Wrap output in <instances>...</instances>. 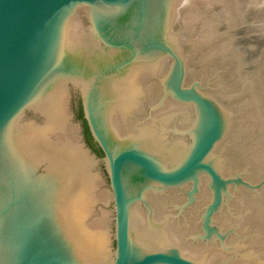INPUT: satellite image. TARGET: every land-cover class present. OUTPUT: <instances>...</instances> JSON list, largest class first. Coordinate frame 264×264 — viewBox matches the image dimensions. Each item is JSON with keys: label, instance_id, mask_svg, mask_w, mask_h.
Listing matches in <instances>:
<instances>
[{"label": "water", "instance_id": "water-1", "mask_svg": "<svg viewBox=\"0 0 264 264\" xmlns=\"http://www.w3.org/2000/svg\"><path fill=\"white\" fill-rule=\"evenodd\" d=\"M176 3L0 0V264H204L183 257L173 247L142 250L130 230L138 197L129 194L128 181L135 186L140 182L153 184L163 190L192 182L188 193L192 202L198 193L199 176L210 178L214 198L203 217L207 240L213 235L210 220L221 207L226 185L208 161L224 133V116L212 100L198 93L196 86H184V62L170 40ZM81 10L84 20L78 19ZM76 21L86 23L84 40L92 36L97 53H111L105 63L97 53L94 55L96 71L91 68L93 55L72 44ZM162 60L172 61L163 80L165 96L170 94L181 103L193 105L197 113L191 147L170 169L163 164L171 161L145 145L143 139L130 143L115 135L105 110L110 99L102 94L100 85L101 76L108 71ZM68 82L79 91L82 120L102 157L81 134L78 143L95 166L105 165L108 175L115 246L110 245L107 261L88 263L71 252L65 232L55 224L60 218L54 211L61 196L58 186H63L64 178L33 149L29 138V129L43 126L36 121V101L53 94L58 84L67 86ZM77 128L80 132L79 123Z\"/></svg>", "mask_w": 264, "mask_h": 264}, {"label": "rangeland", "instance_id": "rangeland-1", "mask_svg": "<svg viewBox=\"0 0 264 264\" xmlns=\"http://www.w3.org/2000/svg\"><path fill=\"white\" fill-rule=\"evenodd\" d=\"M176 2L170 40L177 47L178 54L184 62V86L186 88L196 86L198 93L212 100L224 116V133L208 161L214 165L226 185L225 189H222L221 207L214 212L210 220L211 227L214 228L213 235L207 240L204 239L206 232L203 229V217L206 207L214 198L210 178L205 175L199 176L198 193L194 195L192 202L188 195L193 188L192 182L163 190L162 187L153 184L140 182L135 186L133 182L128 181L126 186L129 194L138 197L130 224L132 237L142 250H166L167 247H173L183 257L197 263L251 264L246 257L248 251L255 252L259 259L261 256L264 257L263 0H176ZM252 4H255V7ZM83 14V10L78 11V19H83ZM77 23L72 25L71 35L76 42L88 33L86 23L83 25L81 22ZM74 30L79 33H75ZM75 39L73 45L76 44ZM171 63L170 60H162L158 65L160 69L157 67L158 70L155 71L156 74L155 69L144 70L142 73L144 78L141 80L144 98L139 111L137 110L139 113L125 121H121V115H118L115 120V127L121 134L118 136L121 139L124 137L125 140L129 139L127 140L129 142L138 143L140 138L135 137L133 132L136 130L135 127L149 123H154L157 127L160 121L157 122V119L164 118L163 116L170 117L171 120L162 129H158L157 133L158 135L161 133L163 139L159 138L169 145L177 141L183 142V151L178 161L163 164L167 169L177 165L187 155L192 144L191 132L196 127L197 120L193 105L181 103L170 94L165 96L163 80L170 71ZM95 64L96 61H92L91 68L96 71L98 67ZM75 90L70 82L67 86L58 84L56 89L57 92L63 93V97L66 96L67 101L62 97L65 100L62 102H66L64 103L66 111L73 114V118H70L66 112L67 125L71 127L70 132L74 129L77 135L81 134L88 146H92L98 153V147L86 136L84 121L79 117L80 94ZM47 96L49 95L38 99L33 106L39 114L36 121L43 125L46 113L42 114L40 110L47 104ZM183 112L189 113L184 116ZM188 115L191 120L186 117ZM78 123L80 132L77 128ZM92 168V172L98 175L97 192H105L106 196L104 200H96L87 221L91 223L93 221V224L99 221L98 225L102 222L97 227L102 226L103 231L108 230L110 245L114 248L115 225L108 175L103 164ZM150 226L168 227L170 246L159 248L140 239L141 234L144 235Z\"/></svg>", "mask_w": 264, "mask_h": 264}, {"label": "bare ground", "instance_id": "bare-ground-1", "mask_svg": "<svg viewBox=\"0 0 264 264\" xmlns=\"http://www.w3.org/2000/svg\"><path fill=\"white\" fill-rule=\"evenodd\" d=\"M254 5L253 7H255ZM76 25L75 28L77 27ZM77 32L78 31H76L75 33ZM76 35L78 36V34ZM80 37L81 36H79V38ZM82 38V40L77 38L78 40H80L77 42L76 39L73 38L76 42L74 46L79 45L81 49L87 51V54L91 53V56L93 55L91 59L95 61L94 55L97 53L98 49L96 48L93 37L91 36L87 40H84L85 36H83ZM73 39L72 41H74ZM97 56L105 63V61L108 59L107 57L111 56V53L102 52L100 50V53H97ZM159 63L160 62L157 63V61H152L143 64H135L134 66L125 67L124 69L119 71H108L104 73L103 76H101V78H103L102 81H100L101 92L103 95H106L110 99L105 110L107 114H109L110 121H112V130H116L115 132H117V137H119L118 135L121 134L117 131L114 124L116 118L118 117V115H121V121H125V119H131L134 114L139 113L137 112V110L139 111V106L141 105L143 100L142 98H144L143 87H141V80L143 77L142 73L144 72V70L148 69H155V72L157 67H159ZM61 90L63 92V89ZM62 94L63 93L56 92L51 94L47 98V104L40 110L42 114L46 113L45 124L38 129H29V138L33 143V149L38 150L40 152L41 158L45 161H48V163H50V165L55 170L59 171L64 178L62 180L63 186H58V194H61V196L59 197V203L57 204L59 208L54 209V211L55 213H58V216L60 218L57 217L58 222L55 221V224L60 232H62V230L65 232L63 236L67 239L71 252L76 254L77 257L79 256L82 261H88V263L107 261L111 252L109 239L110 234L107 233L108 230L103 231L101 228L102 226L97 227V223L99 221H97L96 224H93V221L92 223L87 221L88 214L92 211L93 205L95 204L96 200H104L106 195L104 196L105 192H97L96 185L98 183V175L92 172V167L95 166V164L91 162L86 151L82 148L81 144L78 143L79 137L77 133L73 131L74 129H72V132H70L71 127L69 128L67 125V116L69 117V113L66 111L67 107L65 108L64 106V103L66 104V102H62L66 100V96L63 97L64 95L62 96ZM62 97L65 100H63ZM66 112L68 113L67 116ZM187 113H184V116L187 115ZM163 117L164 118L161 117V119L155 118L157 119V122L158 120H160L159 126L157 127L154 123H149L146 125L142 124L140 126L138 125L137 127H135L134 124L133 126L136 130H133V132H135L136 138L139 137L143 139L145 145L154 147L158 151V153L163 155L166 161L172 162L177 158H180L179 156L183 151V142L181 143L177 141V144L174 143L169 145L168 143L161 141V139H163V136H161V133H159L160 135H158L157 131L158 129H162L164 125L168 123L169 120H171L170 117ZM186 117L188 118L189 115ZM189 119L191 120L192 118L189 117ZM163 132L165 131L163 130ZM128 136H131V134ZM159 137L162 138L160 139ZM180 143L182 144V147L180 146ZM25 147H27V145H25ZM27 149L28 153L31 155L29 147ZM30 157L34 158V156ZM101 223H99L98 226H100ZM138 235L139 234H137V236ZM141 235L142 237L139 238L144 239L145 242H147L149 245L151 244L155 247L158 246L159 248L170 246L171 237L170 233L168 232V227L166 226H150L148 231L145 232L144 235ZM256 256L257 254L253 251H248L246 254V257L251 262V264H264V257L262 258L261 256L262 259L260 258V260Z\"/></svg>", "mask_w": 264, "mask_h": 264}, {"label": "trees", "instance_id": "trees-1", "mask_svg": "<svg viewBox=\"0 0 264 264\" xmlns=\"http://www.w3.org/2000/svg\"><path fill=\"white\" fill-rule=\"evenodd\" d=\"M79 117L82 119V111H81V107H80V109H79ZM84 125H85L86 136L88 137L89 140H91V137H90V134H89V132H88V129H87V126H86L85 122H84ZM99 152H100V150H99ZM100 153H101V152H100Z\"/></svg>", "mask_w": 264, "mask_h": 264}, {"label": "flooded vegetation", "instance_id": "flooded-vegetation-1", "mask_svg": "<svg viewBox=\"0 0 264 264\" xmlns=\"http://www.w3.org/2000/svg\"><path fill=\"white\" fill-rule=\"evenodd\" d=\"M91 145V144H90ZM96 146V145H95ZM89 147H91V148H93L92 146H89ZM97 147V146H96ZM92 150H94V152L98 155V156H100L101 155V153L99 152V149H98V153H97V151H96V149H92Z\"/></svg>", "mask_w": 264, "mask_h": 264}]
</instances>
